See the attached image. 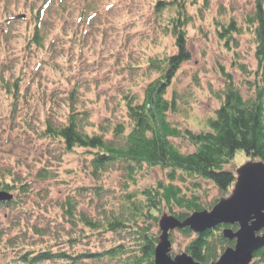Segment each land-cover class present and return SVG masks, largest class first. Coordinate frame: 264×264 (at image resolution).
<instances>
[{
  "label": "rangeland",
  "instance_id": "obj_1",
  "mask_svg": "<svg viewBox=\"0 0 264 264\" xmlns=\"http://www.w3.org/2000/svg\"><path fill=\"white\" fill-rule=\"evenodd\" d=\"M87 2L91 9L81 18ZM156 2L0 0V175L13 183L8 175V171H13L16 187L25 186L27 191L11 192L15 197L19 195L20 203L30 210L29 215L23 210L25 216L20 221L16 220L21 215L16 210L18 204L0 205V230L17 222L15 229L10 230L11 235H26V249L37 251L52 246L57 243L55 238L62 249L70 236H78L80 226H63L60 218V204L68 195L75 196L80 211L99 218L101 209L113 207L124 192L139 196L141 188L165 181L164 171L156 167L145 166L133 178H128L121 169L112 168L99 177L105 198L98 199L89 189L96 183V177L88 164V155L79 148L64 152L60 144L41 134L45 120L51 118L57 122L67 113L68 92L72 88L78 91L80 100L75 107L90 110L92 121L97 123L106 116L113 121L122 118L120 101L124 90L141 98L146 57L175 51L172 35L164 33L165 17H156L153 12ZM252 5L253 0H189L187 10L192 17L185 31L191 57L171 86L181 95L179 110L170 114L179 127L202 130L206 119L220 105L228 78L248 95L244 69L255 67L254 39L243 27L240 35H235L237 46L227 48L225 41L217 37L216 29L219 21H228L230 16L242 22ZM39 8H42L40 13ZM37 23L44 41L41 46H28ZM16 79L21 83L15 100L4 88V81L13 84ZM89 131L94 132L90 128ZM173 141L183 151L193 150L183 138ZM248 160V156L237 150L225 168L236 171ZM42 168H47L52 176L39 177ZM198 182L200 187L196 191L204 204L210 205L220 197L211 182L200 179ZM80 186L86 191L76 193ZM163 208L162 213L160 210L155 214L169 213L167 207ZM176 228L170 231L169 253L173 257L184 252L189 240ZM34 229L47 235L35 236ZM154 231H159L157 224ZM96 240L95 236L80 239L76 249L102 244V240L99 243ZM1 256L2 253L0 261Z\"/></svg>",
  "mask_w": 264,
  "mask_h": 264
},
{
  "label": "trees",
  "instance_id": "obj_2",
  "mask_svg": "<svg viewBox=\"0 0 264 264\" xmlns=\"http://www.w3.org/2000/svg\"><path fill=\"white\" fill-rule=\"evenodd\" d=\"M87 4L80 14L81 18H85L91 9L92 5ZM187 6L189 0H157L153 12L156 17H165L164 33L172 35L175 51L146 57L143 62L145 73L142 74L145 80L141 78L144 92L140 98L131 91H123L120 101L122 118L113 121L106 116L101 123L92 121L90 110L75 107L80 100L78 91L72 88L68 92L67 113L57 122L51 118L45 120L41 132L42 137L60 144L64 152L79 148L88 155V164L96 177V183L89 189L98 199L105 198L102 194L105 189L99 177L112 168L121 169L128 178H133L145 166L156 167L164 171L165 181L141 188L139 196L124 192L110 209L101 203L107 209H101L99 218H91L80 211L75 196L68 195L60 204L62 225L71 228L80 226L81 232L78 236H70L62 249L55 238L57 245H48L37 251L28 250L26 235L12 236L10 230L12 227L15 229L17 222L10 224L4 231L0 230V253L3 254L0 264H155L154 250L161 234L159 221L162 218L182 222L195 211L212 208L226 196L236 178L234 171L225 167L237 150L253 162L264 163V0H253L250 14H244L242 22L238 23L230 16L228 21L217 24V37L225 41L227 48L237 46L235 35H240L243 27L248 30L254 39L255 67L244 69L247 96L231 78L225 81L220 105L199 131L179 127L170 117L171 113L179 110L181 99L176 89L171 88L173 79L191 57L185 28L192 16ZM36 17L39 21L40 14ZM35 28L28 46H41L44 41L38 23ZM18 80L13 84L4 81V88L12 93L15 100L21 83ZM89 128L94 132H90ZM174 138L187 140L193 150L186 152L179 149ZM8 175L13 183L0 175V189L27 191L25 186L16 187L13 171H8ZM38 176L45 179L52 174L47 168H42ZM199 179L211 182L220 192V197L210 205L204 204L197 194ZM80 187L76 193L86 191L84 186ZM15 198L3 205L18 204L16 210L21 215L16 220L23 221L20 219L25 216L23 210L27 215L30 210L20 203L19 195ZM163 207H167L169 213L155 214L160 210L162 213ZM156 224L159 231L155 232ZM230 228L235 230L237 227L230 225ZM34 230L35 236L47 235L44 231ZM177 230L189 238L184 252L200 264H211L226 248L235 244L223 236L222 226L196 234L187 226ZM91 236L97 238L96 243L102 240V244L107 236L106 243L76 249L80 239ZM16 248L19 249L15 252ZM8 250L15 254L12 256ZM251 264H264V245L255 251Z\"/></svg>",
  "mask_w": 264,
  "mask_h": 264
},
{
  "label": "water",
  "instance_id": "obj_3",
  "mask_svg": "<svg viewBox=\"0 0 264 264\" xmlns=\"http://www.w3.org/2000/svg\"><path fill=\"white\" fill-rule=\"evenodd\" d=\"M12 194L0 190V202L11 201ZM161 234L154 250L155 264H200L188 253L170 255L168 231L188 226L194 233L213 229L219 224H237L222 230L226 239L234 240L211 264H250L253 254L264 245V163L247 162L236 171L233 191L211 209L195 211L182 222L164 217L159 221Z\"/></svg>",
  "mask_w": 264,
  "mask_h": 264
}]
</instances>
